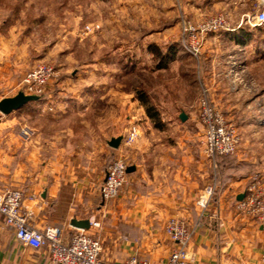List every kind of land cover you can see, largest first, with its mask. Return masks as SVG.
<instances>
[{
    "label": "crops",
    "instance_id": "obj_1",
    "mask_svg": "<svg viewBox=\"0 0 264 264\" xmlns=\"http://www.w3.org/2000/svg\"><path fill=\"white\" fill-rule=\"evenodd\" d=\"M245 2L185 0L184 9L190 19L202 22L223 14L227 20L225 26L208 35L196 68L178 44L182 34L176 24H170L163 32L159 30L157 34L163 38H153L146 52L140 45L135 47L134 73L142 69V56L147 59L150 52V60H147L153 63L156 57L152 52L161 55V59L156 60L157 66H161L154 72H166L171 82L166 85L169 88L157 95L158 101L150 95V104L160 116L166 111L171 114L164 119L145 118L140 125L133 120L136 117L128 119L133 121L130 124L139 127L140 135L127 149L124 140L118 149L109 146L112 138L122 136L124 139L125 136H111L109 130V111L114 105L110 98L117 94L113 88L79 90L74 104L57 106L42 98L23 107L28 106L26 116L35 128V142L39 147L24 151L23 164L18 168L13 163V155L0 151V192L8 186H22L26 198L24 207L32 213V225L37 229L61 228L65 242L79 230L73 226L74 221H89L87 231L100 239L101 257L111 264H120L132 257L150 264H167L176 248L166 232L172 218L182 221L194 234L190 245L194 257L191 264H264V223L239 210L254 173L260 171L264 179V152L253 150L255 147L248 145L246 140L234 155L213 162L204 151L201 126L198 124L192 131L188 116L185 121L180 118L193 105L187 96H198L196 79L208 88L218 110L234 111L227 103L231 95L225 82L228 66L235 62L248 69L254 60V36L257 31L264 32V28H253L246 23L250 16L242 11ZM13 64L11 60L0 58L1 72H10ZM138 98L131 101L130 106L147 115L146 107ZM73 106L74 115L80 117V121L74 120V182H63L59 161L63 152L54 148V155L48 156L44 148L48 143L55 145L58 135L64 133L50 128L51 122L59 119L58 111ZM34 110L37 113L32 114ZM96 110L102 111L97 120L93 119ZM175 112H180L178 119L173 117ZM6 119L8 123L13 118ZM97 151H102V155L113 153L116 158L124 156L132 168L127 184L111 201L102 198L105 177L101 185L91 177L97 167L102 166L79 162L93 160ZM214 184L216 192L203 208L199 201L206 188ZM93 223L99 226L94 227ZM0 264L52 263L46 248L36 250L26 246L19 242L13 229L2 228Z\"/></svg>",
    "mask_w": 264,
    "mask_h": 264
},
{
    "label": "rangeland",
    "instance_id": "obj_2",
    "mask_svg": "<svg viewBox=\"0 0 264 264\" xmlns=\"http://www.w3.org/2000/svg\"><path fill=\"white\" fill-rule=\"evenodd\" d=\"M184 6L185 0H0V58L14 62L10 72L0 70V101L21 91L22 82L31 70L47 65L53 68L54 75L45 88L42 101L57 106L74 104V98L77 97L75 94L79 90L110 87L117 92L110 98V102L114 104L109 111L111 136H126L133 127L139 130L128 119L136 117L133 120L140 125L145 118L150 117L145 111L139 113L138 108H132L130 102L136 97L140 99V94L146 95L149 102L150 95L158 101L157 95H161L171 81L166 72H154V69L161 66H157L156 62L157 58L161 59V55L153 52L155 62H148L147 59L150 60L151 56L149 52L147 59L141 57L142 69L134 73L135 47L140 45L146 52L153 38H163L157 34L159 30L163 32L170 24H176L182 34L178 44L196 68L202 59L207 37L212 32H205L202 37L203 47L198 61L187 49L191 40L184 36V24L194 26L200 35L203 26L211 20L217 17L226 20L223 14H219L199 22L186 15ZM261 9V0H246L242 7V11L250 17ZM184 37L187 48L182 43ZM254 38V60L249 61V68L244 66L243 69L244 67L231 62L225 75V82L231 92L227 98L228 108L231 107L230 110L234 111H219L238 130L241 140L237 151L247 140L248 145L255 147L253 150L264 152V32L257 31ZM144 42H148L147 45ZM233 70L237 75L229 74ZM195 81L198 96H187L193 101V105L184 112L191 120L192 131L200 125L199 100L202 88L205 87L200 79ZM151 103L156 105L155 102ZM27 108L28 106L8 116L0 113V151L13 155V163L17 168L23 164L24 151L38 150L39 147L35 142V128L26 116L29 112ZM58 112L59 119L55 123L51 122L50 128L64 133L58 135L55 145L48 143L44 151L48 156L54 155L55 149L63 152L59 160L63 170L61 181L74 182V120L80 121V117L74 115V106ZM35 113L37 111H32V114ZM158 113L160 119L168 118L171 114L166 111L161 112L160 116V112ZM179 113L175 112L173 117L178 119ZM101 115L102 111L96 110L93 119L97 120ZM6 118L13 119H9L7 123ZM37 122L33 124L40 126ZM25 126L32 132L29 140H25L22 134ZM114 159L116 156L113 153L102 155V151H97L93 160L84 159L79 162L102 166L99 169L97 167L96 172L90 175L101 185L106 177V170ZM254 174L260 175V182L264 187L261 172L256 171ZM5 189L22 190V186H8Z\"/></svg>",
    "mask_w": 264,
    "mask_h": 264
},
{
    "label": "built area",
    "instance_id": "obj_3",
    "mask_svg": "<svg viewBox=\"0 0 264 264\" xmlns=\"http://www.w3.org/2000/svg\"><path fill=\"white\" fill-rule=\"evenodd\" d=\"M262 9L252 17H248L247 23L253 28L264 25V0H261ZM226 25V20L217 17L206 23L200 35L198 30L191 24H184V36L190 38L189 47L186 38L183 39L184 46L196 58L200 60L203 47V35L205 32H217ZM201 36V37H200ZM234 69V68H232ZM229 74H236L235 71ZM54 75L50 66L40 65L31 70L22 82L21 90L28 95L43 97L48 82ZM237 75V74H236ZM199 122L204 136L202 142L206 155L215 162L218 158L234 155L240 144V135L237 128L228 122L210 99L208 88H202L199 100ZM22 134L25 140L31 138L32 132L24 127ZM139 130L133 127L124 136L125 147H130L139 138ZM129 164L124 156L114 159L106 170V177L101 186L102 198L105 201L116 199L122 188L127 184ZM216 192V185L206 188L204 196L199 201L203 208L207 207L208 201ZM25 194L22 190L4 189L0 192V230L11 228L19 242L36 250L47 249L52 264H111L101 257L103 246L99 238L90 234L87 230L79 229L69 242L64 241L63 232L58 227H46L37 229L31 223L32 213L27 212L24 207ZM30 199H33L31 197ZM239 210L264 223V189L260 182V175L253 176L252 184L247 189V195L239 203ZM98 227L97 223H93ZM166 232L176 243V248L171 253L167 264H191L193 253L190 245L193 240L186 225L177 218L169 220ZM120 264H150L147 260L136 257L129 258Z\"/></svg>",
    "mask_w": 264,
    "mask_h": 264
},
{
    "label": "water",
    "instance_id": "obj_4",
    "mask_svg": "<svg viewBox=\"0 0 264 264\" xmlns=\"http://www.w3.org/2000/svg\"><path fill=\"white\" fill-rule=\"evenodd\" d=\"M41 99H42L41 96L28 95V94H25V92L21 90L15 96L3 98L0 101V113L5 116L10 115L15 111L21 110L27 104L31 102H38ZM180 118L181 120L185 121L187 119V116L184 113H182ZM122 140H123L122 136L117 137V138H112L111 141L109 142V146H111L112 148L118 149L121 145ZM130 172H132V168H128V173ZM73 226L81 230H88L90 227V222L87 220L74 221Z\"/></svg>",
    "mask_w": 264,
    "mask_h": 264
},
{
    "label": "trees",
    "instance_id": "obj_5",
    "mask_svg": "<svg viewBox=\"0 0 264 264\" xmlns=\"http://www.w3.org/2000/svg\"><path fill=\"white\" fill-rule=\"evenodd\" d=\"M140 99L142 100V103L144 104V106L146 107V111L147 114L150 118H152L153 120H157L159 119V113L157 110H155V108H153V106H151L148 98L146 97V95L140 94Z\"/></svg>",
    "mask_w": 264,
    "mask_h": 264
}]
</instances>
